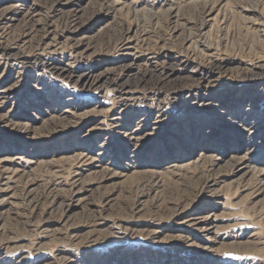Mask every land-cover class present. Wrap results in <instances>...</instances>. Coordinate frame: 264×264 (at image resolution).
Masks as SVG:
<instances>
[{"label":"rangeland","instance_id":"374dc122","mask_svg":"<svg viewBox=\"0 0 264 264\" xmlns=\"http://www.w3.org/2000/svg\"><path fill=\"white\" fill-rule=\"evenodd\" d=\"M59 1L0 0V264H264V0Z\"/></svg>","mask_w":264,"mask_h":264},{"label":"bare ground","instance_id":"6f19581e","mask_svg":"<svg viewBox=\"0 0 264 264\" xmlns=\"http://www.w3.org/2000/svg\"><path fill=\"white\" fill-rule=\"evenodd\" d=\"M39 2H42V3H45V5H49L50 7H54V4L55 3H58V1L59 0H51V2L50 1H48V0H38ZM51 3V4H46V3ZM61 1H59V3H60ZM204 9V8H203ZM8 11H9V8L8 9H4L3 11H2V13H0V20L2 19V18H4L5 17V15L8 13ZM203 11V10H202ZM28 14H29V12H27V14H26V16H28ZM31 14V13H30ZM25 16V14L23 15V17H24V20H23V26H22V29L20 30L21 31V34H18V35H16V36H14L13 37V41L14 42H12V43H14V44H16V45H18V47H19V44L18 43H20V44H23V43H25L26 42V39H25V32L24 31H26V30H30V31H33L34 30V25L33 24H30V22L26 19L25 20V18H27ZM123 29L122 28H119V31L117 32V34H116V38L114 39L115 41H117V40H119L120 39V37H122L123 36ZM47 31L44 29L43 30V36L41 35H37V36H34L31 40H29V45L30 44H34V47H35V45H36V47H39L43 42V37H44V35H45V33H46ZM114 32H116V31H114ZM23 33V34H22ZM114 34V33H113ZM148 39H149V37H146V38H144L143 39V41H144V43H148L149 41H151V40H149L148 41ZM157 39H159V40H164L165 39V37L163 36V35H159L158 37H157ZM10 45V44H9ZM8 46V45H7ZM7 46H4V47H2L1 49H0V53L2 52V51H5L8 55H15V54H13L11 51L12 50H14V49H11L10 47H7ZM204 46V45H203ZM31 47V46H30ZM194 50V49H193ZM196 50V49H195ZM197 51V50H196ZM195 51V52H196ZM183 52V51H182ZM192 52V51H191ZM190 53V52H189ZM185 54H187V52H185ZM191 55V54H190ZM193 55V54H192ZM210 60V59H209ZM223 64H224V62L222 61V62H216V61H214V60H211L210 62H208L207 63V66H209V67H214V68H220V67H222L223 66ZM58 70H59V73H61L62 75H67V74H69V72H68V70H65V69H63V68H58ZM72 75V74H71ZM89 75V74H88ZM86 76H87V73H81L78 77L79 78H81V80H84V78H86ZM197 85H199V86H204L203 85V82H201V83H199V84H197ZM198 87V86H197ZM199 88V87H198ZM195 106H199L200 108H204V107H207L208 106V104L207 103H204V102H201V103H195L194 104ZM260 174H262V172H259ZM259 181V185H261L260 187H262L263 185L262 184H260L261 182H260V179L258 180ZM264 188V187H263Z\"/></svg>","mask_w":264,"mask_h":264}]
</instances>
